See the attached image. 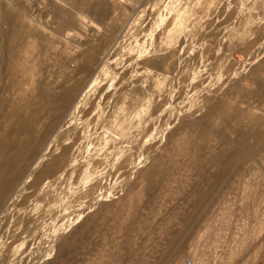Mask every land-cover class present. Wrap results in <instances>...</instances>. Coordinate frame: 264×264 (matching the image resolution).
I'll return each instance as SVG.
<instances>
[{
  "label": "rangeland",
  "instance_id": "1",
  "mask_svg": "<svg viewBox=\"0 0 264 264\" xmlns=\"http://www.w3.org/2000/svg\"><path fill=\"white\" fill-rule=\"evenodd\" d=\"M95 1L96 0H0V9H2L0 10V23L3 24V27L0 24V29H3L2 32L5 31V35L7 36V38L4 37L5 32L1 34L2 32L0 30V35L3 36V38L0 36V65L3 63L1 65L2 67L0 66V79L4 78L3 81L2 79L0 80V144L5 140L15 123L19 122L23 116H27L32 100L31 98L36 96L35 94L37 91L43 89L42 91L54 94L61 91V87L58 86L59 84L63 86L62 84L65 83L64 86H69L75 80H79V78L81 80V75L86 77L81 80L83 87L81 88L82 91L79 96L71 101L70 106L65 112H63L64 109H61L63 111H60L57 120L55 119L52 121L53 124L51 120L41 116L37 124L34 125V127H37L38 136H41L42 133L44 135L47 129L51 127L49 129L50 131L48 130L51 136L49 134V136L46 135V141L39 147L34 157L33 165L29 167L23 180L19 183L15 191L17 199L14 203L20 202V200L26 202L29 198V189L33 188L37 175L41 174L42 170L48 167L47 165L49 164L50 158L45 160L47 151L57 142L58 138L68 133L67 130H69L70 127H67L66 124L73 121H78L80 123L87 118L85 125V135L87 134L86 139L82 143L77 142L74 146V149L76 148L75 150L77 151L76 153H78L75 162L65 169L66 173H64L66 178L65 175H63L55 180L54 186H59L57 189L59 188L62 197H57L54 202L47 205L48 207L44 203H41L39 209L42 210V207H44L43 210L45 212L36 216L38 229L36 231V237L33 239L34 242L32 244L21 243L23 246L20 252H18L16 256L3 257L1 264H18L26 261L29 259L30 254L44 248L49 242L54 240L56 236L61 234L62 231L72 234L70 236L71 240L68 242L69 240L66 241L63 237H59L55 241L58 247L54 243V248L60 247L63 249L64 247L66 251L64 249L63 254H59L58 258L55 256L57 254H55L53 250L49 255L39 260L37 264H184V262L186 264H264V150L262 149L264 147V141L260 142L258 139V137H262L264 140V130L261 131L260 129L264 128V121H262L264 120V95H262L264 94V90L258 86L259 83L264 81V66L262 67V64L264 65V0H254V3L253 1L249 3L251 0H97L101 4L98 6H96L97 2ZM260 1H262L263 6L262 3L259 5ZM109 4L110 6H108ZM199 4L200 6L202 5L198 7L200 9L197 8ZM246 7L250 8L246 9ZM255 7L259 8L260 11L259 9L254 10ZM261 7L263 8L261 9ZM90 9L92 11H90ZM97 9L99 11H97ZM109 9L111 10L109 11ZM240 9H246L247 11L245 10L239 13V11H241ZM3 10L4 13H1ZM6 12L10 15L8 21L7 19L4 20V15L1 16L2 14H7ZM245 12H247V16ZM107 15H111L110 18L106 17ZM125 15L127 17H125ZM239 15L245 17L249 16L245 19L248 20H243L245 17H241L242 20L237 19ZM229 17L232 18L229 19ZM223 19L226 20L225 24H223ZM260 19L262 22H259ZM177 24L179 26L180 24H184V26H180L178 30ZM244 24H247L245 25L246 28L243 26ZM225 25L226 28H224ZM231 25L235 26L232 27ZM167 26L169 28H167ZM239 26L241 27L239 28ZM225 31L228 32L225 33ZM74 32L75 35L73 34ZM173 32L177 35L175 36ZM242 32L244 33V37L242 36ZM247 32H249V35L251 34L250 37L247 35ZM252 32L255 34L253 35ZM221 36H224V39ZM254 36L255 38H253ZM259 36L263 38L259 39ZM233 37H235V42ZM237 37H239L240 41H238L239 39ZM243 38H245V40ZM4 40L6 41V45H3ZM227 40L230 41L231 45ZM164 41L165 43L167 41V43L164 44ZM249 41H252L254 44L252 42L250 44ZM50 42H53L51 43V47H49ZM236 42L240 43V45H235ZM227 43L231 48L227 46ZM156 45H159V47ZM168 46L170 48H168ZM87 47L91 48L88 49ZM156 48L161 51H157ZM2 51H5L3 52L5 54H3ZM163 51L164 54H162ZM155 52L158 53L156 54ZM165 53H167V55ZM87 54L96 57V63L94 64L91 62V65L89 64L91 67L90 73L85 75L75 74V68L79 65L77 62L81 63L82 60L87 57ZM4 56L7 60L4 59ZM149 58L150 60L152 59V61L157 58L156 61L161 63H159V68H155V66L151 67ZM163 59L165 60L163 61ZM159 60H162L163 63ZM1 61L4 62L1 63ZM8 63L11 64L9 65ZM228 63L234 65H232L233 68L230 69L233 71L231 72L229 70L227 71L228 73H225L223 71L232 67ZM147 64H149V66ZM167 64L169 65L167 66ZM236 64L239 67H237ZM248 64H250V66L255 65L252 68L253 70H250L252 66L250 67ZM257 64H259V66L261 65L260 69ZM142 65H144L143 68ZM8 66H10V69ZM205 66H209L208 74L211 75H207L210 76L209 78L213 83L210 85L211 88H209L210 94L206 92L208 90H204L205 88L202 89V85L200 86V84L204 82L203 78L207 75H198V78L194 75L199 70H203L202 68ZM225 67L229 68L225 69ZM240 67L241 70L239 69ZM257 68L260 72H257ZM194 70L196 71L194 72ZM236 70H239V75H237L238 71ZM7 71L9 74L11 73L10 75L12 76H8L9 74L6 73ZM215 71L219 73L216 72V75ZM13 72L15 74H13ZM234 72L237 75V77L236 75L235 77L238 79L236 80L235 78L233 79L234 81L230 79L232 81L228 82V78L234 76ZM253 73L254 76L252 75ZM152 74L156 76V79H158L157 81ZM218 74L222 76L220 75V77ZM169 75L174 78L172 79ZM152 77L154 79H152ZM159 77L162 80H159ZM223 77H225L224 81ZM258 77L261 79L258 80ZM6 78L7 80H5ZM199 78L201 79V83H199ZM217 78H219L220 81ZM8 79L10 81H8ZM87 79L88 81H86ZM195 79L198 81L196 80L195 82ZM169 80L173 81L170 82ZM84 81L86 83H84ZM219 82L220 85L218 86ZM254 82H257V84ZM67 83L70 84L68 85ZM215 83L218 84L216 85ZM215 87L218 89L217 91H215ZM139 90H141L142 93ZM240 90L244 92L241 93ZM131 91H133V93L139 92L137 95L135 94L136 96L134 95V97ZM233 92H236V95ZM260 92L263 93L261 94ZM231 93H233V95ZM257 93L262 97L260 98L261 101ZM138 94L141 96L138 97ZM155 94L157 95L155 96ZM209 95L212 96V98ZM256 95L258 99L257 97L255 98ZM165 97L167 98V102ZM206 97L211 98V100H214L218 105H225L227 108L226 110L225 107H221L216 116L205 118V125L209 126L212 132H209L207 137L205 136L206 133L203 127H198L200 125H196L195 123L197 122L196 120L199 121L201 119L200 117L205 115L209 109V102H205ZM223 97H225V99H223ZM201 98L203 100H201ZM251 99L253 101L257 100L253 102ZM243 101H246V105ZM145 102L146 104H144ZM123 103L126 104V106L130 104V106L127 108ZM251 103L252 107H250ZM136 104L138 107H135ZM97 106L105 107L103 111L105 118H107L106 120L100 119L96 114L97 112L85 116V114L91 112L93 108ZM119 107H121V109ZM132 107L135 108L133 109ZM190 108L195 111L192 109L190 110ZM195 108L200 111L201 114ZM243 108H245V110ZM121 110L123 111L121 112ZM126 110L129 112L127 111L126 113ZM115 111L118 112L116 113ZM249 111L255 113L253 114ZM237 112L241 114V116L238 115ZM136 113H140L138 120V114L137 117H135ZM155 114L158 118H155ZM188 114L190 116H188ZM244 114L248 116H244ZM130 115L132 117H130ZM149 116L152 117L148 118ZM195 116L198 119H196ZM254 117L256 119H254ZM231 118L234 119L232 120ZM190 119L191 121L193 119L192 122L190 121L191 123L188 122ZM134 120L137 121V123ZM149 120H151V122ZM256 120L258 122L254 124L256 122L253 123V121ZM131 121H133V123ZM118 122H120L121 125ZM245 122L247 125H245ZM187 124L190 127H188ZM51 125L54 126L52 127ZM124 125L126 127H124ZM43 126L45 129H43ZM45 126L48 128L46 129ZM121 126L124 128L123 130ZM137 127L138 131H136ZM176 127L178 128L177 130H175ZM103 128L106 129L107 132H105L106 130ZM246 128L249 129V132L244 130ZM255 129L257 131V136L254 135L256 131L253 130ZM169 130H173L175 134L171 131L172 134ZM40 131H42V133H40ZM236 131H239L240 134L236 133ZM217 134L223 135L222 138ZM116 136L118 138H116ZM216 136L218 137L216 138ZM245 137H249L248 140L247 138L245 140ZM225 138H227L229 140L228 142L231 144H226L227 140ZM239 138L242 139L241 141L246 142L241 144ZM223 139L225 140V144L221 143ZM64 141H66V144L69 143L68 138H63L62 142ZM252 142L254 145L251 144ZM111 143H114L115 146L113 144V146L109 147L112 145ZM247 143L249 144L247 145ZM260 145L262 147H260ZM258 146L260 147L259 149L257 148ZM112 147H114L116 151H111ZM140 147H142L141 150ZM223 147L224 149H221ZM154 148L157 149L154 150ZM256 148L258 150H256ZM260 149H262V151H260ZM255 150L256 153L254 152ZM57 151L55 152L56 155L60 154V151ZM218 151L221 152L218 153L219 156L215 154ZM83 155L85 158H83ZM44 161L45 163H43ZM136 162L137 164H135ZM231 162L236 165L231 164L232 167L230 168L227 165ZM211 163L212 165H210ZM257 164L261 165L262 168L260 166H258L260 167L259 169L256 168ZM236 166L238 168H234ZM253 167L256 169H253ZM73 168L75 169L73 170ZM84 169V173L80 172ZM149 174H151L150 177H148ZM229 176H231V178H229ZM123 178L128 181L124 183V180L121 181ZM203 180L204 182L206 180L205 184ZM224 180L228 181H225L227 184ZM60 182L62 183L60 184ZM210 182L212 184H210ZM120 183H123V185H120ZM114 187H117V190ZM205 189L208 190L206 191ZM202 191H206V194H208L207 197L205 195L202 201L203 204L202 202L200 203V207L199 205L197 206V200L195 199L198 197L196 192L204 194ZM214 196H217L216 200H214ZM208 202L212 204V206L211 204L208 206L209 212L207 209ZM194 203L199 210L194 208ZM11 206L10 196L6 203L5 210L3 211V215L0 218L1 222L12 212L10 211ZM195 210H197V212ZM191 211L195 212V216L192 215L193 213L190 214ZM78 216L82 217L75 223V228V224L73 223ZM91 220L94 222L91 223ZM88 225L90 226L88 227ZM192 225L193 227H191ZM244 226L247 228L245 229ZM20 227L21 224L13 227L12 233L18 234L17 232H20ZM189 228L194 231H191ZM83 232L84 234H82ZM185 233H187L188 237L191 234L190 238H186V236H184L186 235ZM77 235L78 240H76ZM182 235L184 237H182ZM83 236L87 237V239H84L85 237L83 238ZM174 238H180V240H175ZM169 240H172V242ZM255 246L256 248H254ZM75 247L78 248L76 249ZM125 251H127L126 254ZM231 253H234V255L232 256ZM64 255L66 256L64 257ZM172 256H175L174 259H171L173 258Z\"/></svg>",
  "mask_w": 264,
  "mask_h": 264
},
{
  "label": "bare ground",
  "instance_id": "2",
  "mask_svg": "<svg viewBox=\"0 0 264 264\" xmlns=\"http://www.w3.org/2000/svg\"><path fill=\"white\" fill-rule=\"evenodd\" d=\"M204 1V0H203ZM203 1H200V2H203ZM206 1H208V0H206ZM205 1V2H206ZM245 1V0H244ZM249 1V0H248ZM253 1V3H254V0H251V1H249V3H251ZM263 1V0H262ZM262 1H260L259 2V5H260V3H262ZM94 2V1H93ZM95 2H97L96 3V6H98V5H101L100 4V2L99 1H95ZM243 2V1H242ZM257 2V1H256ZM92 3V2H91ZM207 3V2H206ZM245 3V2H244ZM248 3V4H249ZM258 4V3H257ZM204 5V4H203ZM255 5V4H254ZM258 5V6H259ZM104 6V5H103ZM108 6H110V4L108 5ZM200 6V4L197 6V8ZM202 6V5H201ZM200 6V7H201ZM249 6V5H248ZM262 6H263V3H262ZM91 7V6H90ZM90 7H88V8H90ZM99 7H101V6H99ZM105 7V6H104ZM243 7H245V6H243ZM242 7V8H243ZM252 7V6H251ZM254 7V6H253ZM103 8V7H102ZM101 8V9H102ZM107 8V7H106ZM109 8V7H108ZM113 8V7H112ZM191 8V7H190ZM241 8V7H240ZM247 8H250V7H246V9ZM263 7H261V9H262ZM95 9V8H94ZM93 9V10H94ZM100 9V8H99ZM114 9V8H113ZM187 9V8H186ZM198 9H200V8H198ZM246 9H243V10H241V11H239V13L240 12H243V11H245ZM255 9H259V8H254V10ZM0 10H2V9H0ZM111 9H109V11H110ZM191 10V9H190ZM197 10V9H196ZM90 11H92L91 9H90ZM97 11H99L98 9H97ZM103 11V10H102ZM116 11V10H115ZM184 11V10H183ZM193 11V10H192ZM247 11V10H246ZM249 11H251V10H249ZM257 11V10H256ZM259 11H260V9H259ZM262 11V10H261ZM107 12V11H106ZM193 12H195V11H193ZM192 12V13H193ZM236 12V11H235ZM255 12V11H254ZM1 13H4V10L3 11H1ZM7 13V12H6ZM119 13V12H118ZM186 13H187V10H186ZM197 13V12H196ZM239 13H237V14H239ZM249 13V12H248ZM251 13V12H250ZM257 13V12H256ZM99 14V13H98ZM106 14H108V13H106ZM114 14V13H113ZM117 14V13H116ZM195 14V13H194ZM234 14V13H233ZM242 14V13H241ZM244 14V13H243ZM5 16V17H3L4 18V20L5 19H7V21L9 20V14L7 13V14H2L1 16ZM91 15H92V13H91ZM120 15V14H119ZM133 15V14H132ZM190 15V14H189ZM192 15V14H191ZM245 15L247 16V12H245ZM248 15H251V14H248ZM261 15V14H260ZM111 16V15H110ZM110 16H106V17H109L110 18ZM116 16V15H115ZM118 16V15H117ZM175 16V15H174ZM232 16V15H231ZM234 16H235V14H234ZM255 16V15H254ZM72 17V16H71ZM112 17H113V15H112ZM111 17V18H112ZM120 17V16H119ZM118 17V18H119ZM125 17H127L126 15H125ZM228 17V16H227ZM237 17V16H236ZM241 17H245V16H240L239 15V17L237 18V19H241ZM249 17V16H248ZM248 17H245L243 20H245L246 18H248ZM2 18V19H3ZM66 18V17H65ZM123 18H124V16H123ZM128 18H129V16H128ZM143 18V17H142ZM141 18V19H142ZM190 18H191V16H190ZM232 18V17H231ZM230 17H229V19H231ZM254 18V17H253ZM99 19V18H98ZM116 19V18H115ZM122 19V18H121ZM125 19V18H124ZM130 19V18H129ZM128 19V20H129ZM141 19H139V20H141ZM146 19V18H145ZM145 19H144V21H145ZM185 19V18H184ZM187 19V18H186ZM188 19H189V17H188ZM226 19V18H225ZM256 19V18H255ZM257 19H258V17H257ZM256 19V20H257ZM1 20V19H0ZM105 20V19H104ZM111 20V19H110ZM109 20V21H110ZM117 20V19H116ZM115 20V21H116ZM127 20V19H126ZM224 20V19H223ZM233 20H234V18H233ZM242 20V19H241ZM248 20V19H247ZM247 20H245V21H247ZM95 21V20H94ZM109 21H107V22H109ZM187 21H189V20H187ZM191 21V20H190ZM225 21L226 20H224V23L223 24H225ZM229 21H231V20H229ZM244 21V22H245ZM249 21H250V19H249ZM262 22V20L260 19L259 20V22ZM1 22V21H0ZM6 22V21H5ZM60 22H61V19H60ZM117 22H119V21H117ZM131 22V21H130ZM140 22V21H139ZM234 22V21H233ZM235 22H236V20H235ZM243 22V23H244ZM252 22V21H251ZM254 22V21H253ZM258 22V21H257ZM4 23V22H3ZM77 23V22H76ZM138 23V22H137ZM136 23V24H137ZM142 23V22H141ZM182 23V22H181ZM249 23V22H248ZM256 23V22H255ZM1 24V26L3 25L2 23H0ZM66 24V23H65ZM79 24H81V23H79ZM135 24V25H136ZM139 24V23H138ZM143 24V23H142ZM226 24H228V23H226ZM230 24H231V22H230ZM235 24V23H234ZM237 24V23H236ZM242 24V23H241ZM262 24V23H261ZM54 25V24H53ZM167 25V24H166ZM170 25V24H169ZM183 26H184V24H182ZM181 24H180V26H182ZM245 25H247V24H244L243 26H245ZM252 25V24H251ZM251 25H249V26H251ZM259 25H260V23H259ZM258 25V26H259ZM0 26V27H1ZM83 26V25H82ZM113 26V25H112ZM111 26V27H112ZM119 26V25H118ZM140 26V25H139ZM177 28H178V30H179V25L177 24ZM232 27L233 26H235V25H231ZM249 26H247V27H249ZM3 27V26H2ZM69 27H70V25H69ZM79 27V26H78ZM77 27V28H78ZM81 27V26H80ZM134 27V26H133ZM228 27H230V26H228ZM227 27V28H228ZM238 27V26H237ZM241 26H239V28H240ZM252 27L254 28V26L252 25ZM113 28V27H112ZM117 28V27H116ZM167 28H169L168 26H167ZM224 28H226V25H225V27ZM236 28V27H235ZM234 28V29H235ZM245 28H246V26H245ZM256 28V27H255ZM258 28V27H257ZM120 29V28H119ZM135 29V28H134ZM136 29H137V27H136ZM164 29L166 30V28L164 27ZM174 29V28H173ZM229 29V28H228ZM249 29H251V28H249ZM1 30V29H0ZM3 30V29H2ZM2 30H1V32H2ZM108 30V29H107ZM115 30H118V29H115ZM226 30V29H225ZM232 30H233V28H232ZM239 30V29H238ZM241 30V29H240ZM242 30H244V29H242ZM253 30H255V29H253ZM76 31V30H75ZM113 31V30H112ZM137 31V30H136ZM171 31H174V30H171ZM246 31H249V30H246ZM5 32V31H4ZM4 32H2L1 34H3ZM82 32V31H81ZM170 32V31H169ZM224 32V31H223ZM223 32H221V33H223ZM228 32V31H227ZM226 31H225V33H227ZM250 32H251V30H250ZM255 32V31H254ZM259 32H261V31H259ZM67 33V32H66ZM174 33V32H173ZM173 33H171V34H173ZM233 33H234V30H233ZM243 33V32H242ZM248 34L247 35H249V32H247ZM6 34V32L4 33V35ZM74 35H75V32L73 33ZM158 34H159V32H158ZM175 34V36L177 35L176 33H174ZM181 34V33H180ZM236 34H237V32H236ZM252 34H253V32H252ZM255 34V33H254ZM253 34V35H254ZM258 34V33H257ZM260 34V33H259ZM7 35H8V33H7ZM131 35V34H130ZM221 35V34H220ZM226 35V34H225ZM251 35V34H250ZM250 35H249V37H250ZM252 35V36H253ZM0 36H2V35H0ZM80 36V35H79ZM179 36V35H178ZM177 36V37H178ZM229 36H230V34H229ZM233 36V35H232ZM238 36H240V35H238ZM243 37H244V33H243V35H242ZM242 36H241V38H242ZM252 36H251V38H252ZM4 37H6L7 38V36L5 35ZM158 37V36H157ZM222 37V36H221ZM221 37H218V38H221ZM226 37V36H225ZM236 37V36H235ZM235 37H233V39H234V42H235ZM260 37V36H259ZM2 38H3V36H2ZM129 38V37H128ZM134 38V37H133ZM161 38V37H160ZM172 38V37H171ZM176 38V37H175ZM175 38H173V39H175ZM223 39H224V36L222 37ZM238 39H239V37H237ZM253 38H255V36L253 37ZM263 38V37H262ZM261 37L259 38V39H262ZM9 39V38H8ZM80 39V38H79ZM93 39V38H92ZM130 39V38H129ZM164 39V38H163ZM172 39V40H173ZM179 39V38H178ZM232 39V38H231ZM237 39V40H238ZM244 40H245V38H243ZM242 39V40H243ZM246 39H250V38H246ZM3 40V39H2ZM7 40V39H6ZM91 40V39H90ZM225 40H226V38H225ZM230 40V39H229ZM229 40H227V41H229ZM250 40H252V39H250ZM0 41H1V39H0ZM5 41V40H4ZM3 41V45H6L5 43H6V41L4 42ZM10 41V40H9ZM93 41V40H92ZM91 41V42H92ZM156 41V40H155ZM238 41H240V39L238 40ZM254 41V40H253ZM56 42V41H55ZM156 42H158V41H156ZM175 42V41H174ZM221 42V41H220ZM250 42V41H249ZM252 42V41H251ZM251 42H250V44H251ZM51 43H53V42H50V46L49 47H51ZM166 43H167V41H166ZM165 43V41H164V44H166ZM172 43V42H171ZM170 43V44H171ZM176 43V42H175ZM226 43V42H225ZM233 43V42H232ZM253 43V42H252ZM90 44V43H89ZM163 44V45H164ZM222 44V43H221ZM228 44V43H227ZM226 44V45H227ZM229 44L231 45V43H230V41H229ZM229 44L227 45V46H229ZM237 44H239L240 45V43H238V42H236V44L235 45H237ZM254 44V43H253ZM252 44V45H253ZM1 45V44H0ZM92 45V44H91ZM233 45V44H232ZM247 45V44H246ZM74 46H76V45H74ZM90 46V45H89ZM157 47H159V45H156ZM166 46V45H165ZM174 46V45H173ZM219 46V45H218ZM234 46V45H233ZM238 46V45H237ZM249 46H251V45H249ZM2 47V46H1ZM48 47V48H49ZM86 47V46H85ZM160 47H161V45H160ZM171 47H172V45H171ZM223 47H224V44H223ZM230 47V46H229ZM228 47V48H229ZM84 48V47H83ZM82 48V49H83ZM88 48V47H87ZM91 48V47H90ZM90 48H88V49H90ZM168 48H170L169 46H168ZM218 48V47H217ZM219 48H220V46H219ZM231 48V47H230ZM235 48H236V46H235ZM242 48V47H241ZM249 48V47H248ZM252 48V47H251ZM2 49V48H1ZM100 49H101V46H100ZM162 49H166V48H162ZM253 49H254V46H253ZM252 49V50H253ZM156 50L158 51H161L160 49H157L156 48ZM167 50H169V49H167ZM251 50V51H252ZM44 51H46V50H44ZM52 51V50H51ZM81 51V50H80ZM87 51V50H86ZM249 51V50H248ZM3 52H5V51H2V53ZM7 52V51H6ZM176 52V51H175ZM1 53V52H0ZM55 53V52H54ZM80 53H82V52H80ZM84 53V52H83ZM89 53V52H88ZM156 53V52H155ZM158 53V52H157ZM156 53V54H157ZM162 53V52H161ZM207 53V52H206ZM210 53V52H209ZM249 53V52H248ZM255 53V52H254ZM3 54H5V53H3ZM85 54H86V52H85ZM84 54V55H85ZM95 54H97V53H95ZM162 54H164V51H163V53ZM166 55H167V53H165ZM43 55H45V54H43ZM83 55V54H82ZM165 55V56H166ZM171 55H172V53H171ZM178 55V54H177ZM252 55V54H251ZM2 56V55H1ZM87 57H85L83 60H82V62L80 63V62H77V63H79V65H77V67L75 68V71L76 72H74L75 74H89L90 73V71H91V67H90V63L92 62V63H96V60H95V56H93V55H91V54H87L86 55ZM158 56H160V55H158ZM162 56V55H161ZM250 56V55H249ZM5 57V56H4ZM9 57H10V55H9ZM83 57V56H82ZM157 57V56H156ZM171 57V56H170ZM173 57H175V56H173ZM201 57V56H200ZM263 57H264V54H263ZM151 58V57H150ZM150 58H149V60H150ZM152 58H153V56H152ZM158 58V57H157ZM156 58V59H157ZM160 58V57H159ZM176 58V57H175ZM252 58V57H251ZM4 59H6V57L4 58ZM10 59V58H9ZM79 59H81V58H79ZM156 59L154 60L153 59V61H152V59L150 60V62H151V64H150V66L152 67H154L155 66V68H159V66H160V64L156 61ZM161 59V58H160ZM170 59H172V58H170ZM170 59H169V61H170ZM199 59H202V58H199ZM264 59V58H263ZM2 60V59H1ZM7 60V59H6ZM5 60V61H6ZM45 60V59H44ZM165 59H163V61H164ZM262 60V59H261ZM62 61V60H61ZM146 61V60H145ZM159 61H161L162 62V60H159ZM168 61V60H167ZM264 61V60H263ZM2 62H4V61H1V63ZM8 62H9V60H8ZM143 62V61H142ZM200 62V61H199ZM260 62V61H259ZM144 63V62H143ZM146 63V62H145ZM163 63V62H162ZM165 63V62H164ZM170 63V62H169ZM230 63V62H229ZM228 63V64H229ZM263 63V62H262ZM3 64V63H2ZM1 64V65H2ZM7 64V63H6ZM9 65L11 64V63H8ZM90 64V65H89ZM142 64V63H141ZM166 64V63H165ZM198 64V63H197ZM261 64V63H260ZM0 65V66H1ZM31 65V64H30ZM148 66H149V64H147ZM147 65H145V66H147ZM169 64H167V66H168ZM229 65H233L232 63L231 64H229ZM247 65V64H246ZM249 66H250V64H248ZM255 65H256V63H255ZM255 65H253V66H255ZM258 66H259V64H257ZM33 66V65H32ZM162 66H163V64H162ZM219 66H221V65H219ZM225 66V65H224ZM234 66V65H233ZM233 66L231 67V68H229V67H225V69L226 68H229V69H226V71H223V72H227V71H229L230 69H232L233 68ZM236 66H237V64H236ZM252 66V65H251ZM250 66V67H251ZM253 66L250 68V70H253L252 68H253ZM264 65L262 64V67H263ZM2 67V66H1ZM0 67V68H1ZM9 67V69H10V66H8ZM144 67V65H142V68ZM150 67V68H151ZM211 67H213V66H211ZM210 67V68H211ZM216 67H217V65H216ZM222 67H223V65H222ZM237 67H239V66H237ZM236 67V68H237ZM246 67H248V66H246ZM260 67H261V65L259 66V69H260ZM13 68V67H12ZM45 68V67H44ZM162 68V67H161ZM171 68V67H170ZM195 68H197V67H195ZM218 69H219V67H217ZM255 68V67H254ZM6 69V68H5ZM9 69H8V71H9ZM14 69V68H13ZM145 69H146V67H145ZM144 69V70H145ZM148 69V68H147ZM163 69V68H162ZM166 69H168V68H166ZM203 70H197L198 72H196L194 75H195V77L196 78H198L200 75H207L208 74V70H209V66H205L204 68H202ZM238 69V68H237ZM240 70H241V67L239 68ZM247 69V68H246ZM258 69V68H257ZM259 69L257 70V72L259 71ZM1 70V69H0ZM2 70H3V68H2ZM12 70V69H11ZM155 70V69H154ZM160 70V69H159ZM210 70H213V69H210ZM243 70V69H242ZM245 70V69H244ZM255 70H256V68H255ZM254 70V71H255ZM6 72V73H8L9 74V72ZM13 71V70H12ZM35 71V70H34ZM33 71V72H34ZM44 71V70H43ZM52 71V70H51ZM196 70H194V72H195ZM231 72L233 71V70H230ZM235 71V70H234ZM236 71H238V73H237V75H239V70H236ZM253 71V72H254ZM261 71H262V69H261ZM2 72V71H1ZM156 72H158V71H156ZM159 72H162V71H159ZM169 72V71H168ZM216 72H218V71H215V74H216ZM222 72V71H221ZM220 72V73H221ZM230 72V73H231ZM250 72H252V71H250ZM260 72V71H259ZM154 73V72H153ZM190 73H192V72H190ZM219 73V72H218ZM228 73V72H227ZM235 73V72H234ZM241 73H244V72H241ZM246 73V72H245ZM7 74V75H8ZM11 74V73H10ZM8 75V76H12V75ZM13 74H15L14 72H13ZM74 74V75H75ZM155 74V73H154ZM154 74H152V75H154ZM222 74V73H221ZM220 74V75H221ZM50 75V74H49ZM199 75V76H198ZM208 75H211V74H208ZM206 76V77H204L203 78V83L202 84H200V86L202 85V89H204V90H208V91H206V92H208V94H210V92H209V88H211L210 87V85L211 84H213L212 82H211V80H210V76ZM217 75V74H216ZM219 75V74H218ZM219 75V76H220ZM223 75V74H222ZM221 75V76H222ZM226 75V74H225ZM224 75V76H225ZM230 75V74H229ZM235 75H236V73L234 74V76H230V78H228L229 79V81L228 80H226V81H228V82H230V81H232L233 79H235L236 77H237V75H236V77H235ZM253 76H254V73L252 74ZM15 76V75H14ZM73 76V75H72ZM168 76V75H167ZM170 77H172L171 75H169ZM220 76V77H221ZM228 76V75H227ZM248 76V75H247ZM1 77H2V75H1ZM42 77V76H41ZM75 77V76H74ZM79 77V76H78ZM82 79H85L86 77H84V76H80ZM84 77V78H83ZM217 77V76H216ZM246 77V76H245ZM69 78H71V77H69ZM154 78L156 79V76L154 75ZM153 77H152V79H154ZM174 77H172V79H173ZM212 78V77H211ZM214 78V77H213ZM224 78L225 77H223V81H224ZM253 78V77H252ZM255 78V77H254ZM257 78V77H256ZM2 79V78H1ZM0 79V80H1ZM4 79V78H3ZM3 79H2V81H3ZM11 79V78H10ZM14 79V78H13ZM59 79V78H58ZM78 79V78H77ZM81 79V80H82ZM215 79V78H214ZM219 81H220V79L219 78H217ZM230 79H232V80H230ZM238 78H236V80H237ZM261 79V78H260ZM259 79V77H258V80H260ZM262 79H263V77H262ZM5 80H7V78L5 79ZM43 80V79H42ZM80 80V78H79V80H75L74 82H72V79H71V84L70 83H67L69 86H64V84H62L63 86H61L60 84L58 85V86H60L61 87V91H59V92H56V93H54V94H51V93H48V92H45V91H37V93L35 94L36 96H34L33 98H31L32 100H31V103H30V106H29V109H28V111H29V113L27 114V116H23L22 118H21V120L19 121V122H17V123H15V125H14V127L11 129V131H10V133L7 135V137L5 138V140L3 141V142H1V144H0V151H1V156H0V218L2 217V215H3V211L5 210V207H6V203H7V201H8V199H9V197L11 196V208H10V211H12L10 214H8L7 215V217L1 222L0 221V264H1V260L3 259V257L4 258H6L7 256H16L17 254H18V252H20V250H21V248H22V244L21 243H29V244H32L33 242H34V240L33 239H35V237H36V231H37V229H38V222H37V220H36V216H38L39 214H42L43 212H45L43 209H44V207H42V210H40L39 209V206L41 205V203H44L46 206L47 205H49L51 202H54L55 201V199L57 198V197H62V195H61V192L59 191V188L57 189V187H59V186H54L55 185V180L57 179V178H60V176H63V175H65V169L66 168H68V167H70L74 162H75V158L78 156V153H76L77 151L74 149V146L76 145V143L78 142V143H82V142H84V140L86 139V135H85V128H86V121H87V118H86V120H84V121H81L80 123L78 122V121H73V122H71V123H67L66 124V126L67 127H70L69 128V130H67V132L68 133H70V134H68V133H65L63 136H61V138H58V140H57V142L53 145V146H51L50 148H49V150L47 151V153H46V158H45V160L47 159V158H50V161H49V164L47 165L48 167L47 168H45L44 170H42V172H41V174H39V175H37V178H36V180H35V183H34V186H33V188H30L29 189V192H28V196H29V198L27 199V201L26 202H22V200H20V202H15L14 203V201H16V199H17V197H16V189H17V187H18V185H19V183L23 180V178H24V176H25V174L27 173V170L29 169V167L30 166H32L33 165V161H34V157H35V155L37 154V151H38V149H39V147L46 141L45 139H46V135H48L49 134V129L51 128V127H49V123L47 124V126L49 127V129H47L48 127L47 126H45L46 127V129H47V131L44 133V135H43V133H42V131H40V133H42V135L41 136H38L39 134H38V131H37V127H34V125L35 124H37V121L39 120V118L42 116V117H44V118H48L49 120H51V122L52 121H54L55 119L57 120L58 118H57V116L58 115H60L59 113H60V111H63V110H61V109H64V111L63 112H65L67 109H68V107L70 106V104H71V101H73L74 99H76L78 96H79V94H80V92L82 91V87H83V85H82V81ZM158 79H156V81H157ZM159 80H162V79H160V77H159ZM164 80V79H163ZM187 80V79H186ZM196 80L197 79H195V82H196ZM200 78H199V83H201L200 82ZM8 81H10L9 79H8ZM86 81H88V79L86 80ZM155 81V82H156ZM170 81V80H169ZM173 81V80H172ZM172 81H170V82H172ZM198 81V80H197ZM216 81V80H215ZM222 81V82H223ZM234 81V80H233ZM263 81V80H262ZM5 82V81H4ZM7 82V81H6ZM44 82V81H43ZM69 82V81H68ZM145 82V81H144ZM227 82V83H228ZM260 82V81H259ZM84 83H86L85 81H84ZM148 83V82H147ZM198 83V82H197ZM226 83V82H225ZM254 83H256L257 84V82H254ZM40 84V83H39ZM129 84H132V83H129ZM216 85L218 84V83H215ZM223 84V83H222ZM221 84V85H222ZM8 85V84H7ZM86 85V84H85ZM134 85V84H133ZM136 85V84H135ZM147 85V84H146ZM146 85H144V86H146ZM216 85H214V86H216ZM220 85V82H219V84H218V86ZM128 86V85H127ZM137 86H139V85H137ZM141 86H143V85H141ZM149 86V85H148ZM171 86V85H170ZM181 86V85H180ZM259 88H261L262 90H264V81L263 82H261V83H259ZM1 87V86H0ZM133 87V86H132ZM136 87V86H135ZM165 87V86H164ZM127 88V87H126ZM148 88V87H147ZM169 88H171V87H169ZM219 88V87H218ZM258 88V87H257ZM40 89V88H39ZM53 89H54V87H53ZM140 89V88H139ZM164 89V88H163ZM173 89H174V87H173ZM215 89H216V87H215ZM59 90H60V88H59ZM134 90H135V88H134ZM138 90V89H137ZM148 90V89H147ZM150 90V89H149ZM161 90V89H160ZM218 89H216L215 91H217ZM220 90V89H219ZM260 90V89H259ZM58 91V90H57ZM140 92H141V90H139ZM138 91V92H139ZM143 91V90H142ZM214 91V90H213ZM241 91V90H240ZM255 91H257V90H255ZM255 91H252V92H255ZM55 92V91H54ZM120 92V91H119ZM121 92H123V91H121ZM127 92V91H126ZM129 92V91H128ZM137 92V93H138ZM149 92V91H148ZM244 92V91H243ZM242 91H241V93H243ZM258 92V91H257ZM125 93V92H124ZM131 93H133V91H131ZM137 93L136 92H134L133 93V96L136 94L137 95ZM142 93V92H141ZM141 93H139V94H141ZM213 93H215V92H213ZM217 93V92H216ZM234 93V92H233ZM233 93H231L232 95H233ZM236 93V92H235ZM234 93V94H235ZM240 93V92H239ZM247 93H249V92H247ZM259 93V92H258ZM257 93V94H258ZM261 93V92H260ZM263 93V92H262ZM261 93V94H262ZM138 94V97L139 96H141V95H139ZM158 94V93H157ZM157 94H155V96L157 95ZM174 94V93H173ZM230 94V95H231ZM238 94V93H237ZM251 94V93H250ZM256 94V93H255ZM2 95V94H1ZM135 95V96H136ZM152 95V94H151ZM163 95V94H162ZM162 95H161V98H162ZM213 95V94H212ZM218 95V94H217ZM236 95V94H235ZM253 95H254V93H253ZM262 95H264V94H262ZM134 96V97H135ZM170 96V95H169ZM173 96V95H172ZM210 96V95H209ZM208 96V97H209ZM214 96V95H213ZM247 96V95H246ZM245 96V97H246ZM137 97V98H138ZM146 97V96H145ZM205 97V96H204ZM211 98H212V96H210ZM228 97V96H227ZM226 97V98H227ZM232 97V96H231ZM230 97V98H231ZM238 97H239V94H238ZM242 97V96H241ZM257 97V95L255 96V98ZM258 97H259V100H260V98H262V97H260L259 96V94H258ZM258 97H257V99H258ZM2 98V97H1ZM117 98V97H116ZM159 98H160V96H159ZM166 98V97H165ZM211 98H205L206 100H205V102L207 103V101L209 102L208 104V106H209V109L207 110V113L205 114V115H203L202 117H200L201 119L198 121V120H196L197 122H195L196 123V125H200V126H198V127H203V130L205 131V136L207 137L208 135H209V132H211L210 131V127L209 126H207V125H205L206 123H205V118L206 117H214V116H216V114H217V112L221 109V107H225V105H218V104H216L215 103V101L214 100H211ZM215 98V97H214ZM217 98V97H216ZM229 98V97H228ZM234 98V97H233ZM247 98H249V97H247ZM247 98H245V99H247ZM255 98H252V99H255ZM264 98V97H263ZM149 99H150V94H149ZM223 99H225V97H223ZM240 99V98H239ZM251 99V101H253ZM256 99V100H257ZM129 100H130V98H129ZM155 100V99H154ZM164 100V99H163ZM201 100H203L202 98H201ZM210 100H211V102H210ZM230 100V99H229ZM234 100H236V99H234ZM237 100H238V98H237ZM241 100V99H240ZM239 100V101H240ZM256 100H254L255 102H256ZM125 101V100H124ZM138 101V100H137ZM159 101V100H158ZM231 101H233V100H231ZM248 101V100H247ZM253 101V102H254ZM261 101V100H260ZM127 102H128V99H127ZM130 102V101H129ZM140 102V101H139ZM156 102H157V99H156ZM166 102H167V98H166ZM205 102H204V105H205ZM244 102V101H243ZM246 102V101H245ZM245 102H244V104H245ZM3 103V102H2ZM119 103V102H118ZM131 103V102H130ZM133 103V102H132ZM149 103V102H148ZM152 103V102H151ZM230 103V102H229ZM124 104V103H123ZM129 104V103H128ZM139 104H141V103H139ZM144 104H146V102L144 103ZM198 104V103H197ZM199 104H200V102H199ZM227 104V103H226ZM248 104H249V102H248ZM258 104H259V102H258ZM120 105V104H119ZM125 106H126V104H124ZM152 105H153V103H152ZM202 105H203V103H202ZM207 105V104H206ZM232 105H233V103H232ZM236 105H238V104H236ZM246 105V104H245ZM251 105V106H250ZM249 106L250 107H252V103L250 104ZM260 105V104H259ZM258 105V106H259ZM72 106V105H71ZM109 106V105H108ZM107 106V107H108ZM129 106H130V104H129ZM129 106H126L127 108L129 107ZM142 106V105H141ZM168 106V105H167ZM192 106V105H191ZM198 106V105H197ZM235 106V105H234ZM242 106H244V105H242ZM126 107H125V109H126ZM135 107H138L137 106V104L135 105ZM134 107V108H135ZM203 107V106H202ZM201 107V108H202ZM250 107H249V109H250ZM256 107V106H255ZM105 107H101V106H97V107H95V108H93V110L91 111V112H89V113H87V114H85V116H87V115H89V114H94V113H96L97 114V116L100 118V119H104V120H106L107 118H105V115H104V111H103V109H104ZM120 109H121V107H119ZM122 108H124V107H122ZM133 108V107H132ZM133 108V109H134ZM140 108V107H139ZM168 108V107H167ZM166 108V109H167ZM198 108V107H197ZM204 108V107H203ZM202 108V109H203ZM107 109V108H106ZM106 109H105V111H106ZM111 109V108H110ZM130 109V108H129ZM144 109H145V107H144ZM161 109V108H160ZM192 108H190V110H191ZM196 109V108H195ZM225 109L227 110V108L225 107ZM231 109H232V107H231ZM236 109V108H235ZM239 109V108H238ZM237 109V110H238ZM244 110H245V108H243ZM140 110V109H139ZM163 110V109H162ZM165 110V109H164ZM192 110H194V109H192ZM197 110V109H196ZM233 110V109H232ZM240 110V109H239ZM257 110V109H256ZM260 110H261V108H260ZM123 110H121V112H122ZM127 111L128 110H126V113H127ZM140 111H142V110H140ZM166 111V110H165ZM195 111V110H194ZM198 111V110H197ZM203 111V110H202ZM231 111V110H230ZM241 111V110H240ZM254 111V110H253ZM110 112V111H109ZM116 112V111H115ZM118 112V111H117ZM116 112V113H117ZM129 112V111H128ZM144 112V111H143ZM156 112V111H155ZM160 112V111H159ZM162 112V111H161ZM200 114H201V112L200 111H198ZM234 112V111H233ZM245 112V111H244ZM249 112H251V113H253L252 111H249ZM119 113H120V110H119ZM125 113V114H126ZM132 113V112H131ZM158 113V112H157ZM163 113V112H162ZM203 113V112H202ZM204 113H205V111H204ZM203 113V114H204ZM241 113V112H240ZM255 113V112H254ZM253 113V114H254ZM62 114V113H61ZM123 114H124V112H123ZM123 114H121V115H123ZM137 114L138 113H136V116L135 117H137ZM140 114V113H139ZM139 114H138V118H137V120L139 119ZM144 114V113H143ZM152 114H154V113H152ZM151 114V115H152ZM190 114V113H189ZM188 114V116H190ZM198 114V113H197ZM196 114V115H197ZM219 114H220V112H219ZM231 114V113H230ZM236 114V113H235ZM237 114H238V112H237ZM248 114V113H247ZM63 115V114H62ZM156 115V114H155ZM184 115H185V113H184ZM193 115V114H192ZM238 115H240L241 116V114H238ZM246 114H244V116H245ZM252 115V114H251ZM95 116V115H94ZM154 116V115H153ZM187 116V117H188ZM201 116V115H200ZM231 116H232V114H231ZM236 116V115H235ZM246 116H248V115H246ZM253 116H255V115H253ZM257 116V115H256ZM260 116V115H259ZM263 116V115H262ZM261 116V117H262ZM121 117V116H120ZM123 117H125V116H123ZM129 117V116H128ZM130 117H132L131 115H130ZM134 117V116H133ZM141 117V116H140ZM152 117V116H151ZM150 116L148 117V118H151ZM158 118V116L156 115L155 116V118ZM186 117V118H187ZM192 117V116H191ZM190 117V118H191ZM198 117H199V114H198ZM233 117V116H232ZM239 117V116H238ZM110 118V117H109ZM126 118V117H125ZM148 118H147V120H148ZM185 118V119H186ZM194 118V117H193ZM195 118H196V116H195ZM246 118V117H245ZM253 118V117H252ZM258 118H260V117H258ZM257 118V119H258ZM47 119V120H48ZM120 119V118H119ZM123 119V118H122ZM134 119V118H133ZM185 119H184V121H185ZM196 119H198V118H196ZM223 119V118H222ZM232 119V118H231ZM234 119V118H233ZM232 119V120H233ZM244 119V118H243ZM254 119H256L255 117H254ZM253 119V120H254ZM264 119V118H263ZM48 120V121H49ZM91 120V119H90ZM124 120V119H123ZM122 120V121H123ZM238 120H240V119H238ZM92 121V120H91ZM135 121V120H134ZM145 121H146V119H145ZM150 122H151V120H149ZM191 121V119L188 121L189 123H191L192 121H193V119H192V121ZM247 121H248V119H247ZM262 121H264V120H262ZM262 121L260 120V122L262 123ZM45 122H47V121H45ZM125 122V121H124ZM128 122V121H127ZM132 123H133V121H131ZM136 123H137V121H135ZM134 122V123H135ZM147 122V121H146ZM150 122H149V124H150ZM187 122V123H188ZM227 122V121H226ZM236 122V121H235ZM234 122V123H235ZM239 122V121H238ZM249 122H251V121H249ZM254 122H256V123H254ZM257 120L256 121H253V123L254 124H257ZM95 123V122H94ZM118 123H120V122H118ZM117 123V124H118ZM131 123V124H132ZM135 123V124H136ZM188 123V124H189ZM194 123V122H193ZM192 123V124H193ZM194 123V124H195ZM209 123V122H208ZM229 123V122H228ZM41 124V123H40ZM52 124H53V122H52ZM56 124V123H55ZM54 124V125H55ZM186 124V123H185ZM187 124V126L188 127H190L189 125ZM54 125H51L52 127L54 126ZM120 125H121V123H120ZM128 125H129V123H128ZM134 125V124H133ZM245 125H247L246 124V122H245ZM251 125V124H250ZM259 125H261V124H259ZM119 126V125H118ZM118 126H117V128H118ZM138 126V125H137ZM143 126V125H142ZM144 126H145V124H144ZM143 126V127H144ZM179 126V125H178ZM177 126V127H178ZM258 126V125H257ZM261 126H263V125H261ZM115 127V126H114ZM124 127H126L125 125H124ZM134 127V126H133ZM143 127H142V129H143ZM175 128V130H177L178 128ZM181 127V126H180ZM183 127H184V125H183ZM227 127V126H226ZM229 127H230V125H229ZM242 127V126H241ZM247 127V126H246ZM98 128V127H97ZM120 128V127H119ZM222 128V127H221ZM228 128V127H227ZM252 128V127H251ZM255 128H256V126H255ZM43 129H45L44 128V126H43ZM42 129V130H43ZM104 129V128H103ZM121 129L123 130L124 128H123V126H121ZM180 129V128H179ZM230 129V128H229ZM236 129V128H235ZM234 129V130H235ZM257 129V128H256ZM256 129L255 130H253V131H256ZM261 129V131H263L264 130V128L262 129V128H260ZM49 130V131H48ZM104 130H106V129H104ZM114 130H116V129H114ZM120 130V129H119ZM145 130V129H144ZM149 130V129H148ZM174 130V129H173ZM173 130H171L172 132H173ZM189 130V129H188ZM236 130H238V129H236ZM242 130V129H241ZM240 130V131H241ZM244 130H246V131H248L249 132V129L248 128H246V129H244ZM258 130V129H257ZM128 131V130H127ZM136 131H138V127H137V129H136ZM170 131V130H169ZM170 131V132H171ZM212 131H213V129H212ZM219 131V130H218ZM222 131V130H221ZM243 131V130H242ZM54 132V131H53ZM72 132V133H71ZM96 132V131H95ZM98 132V131H97ZM105 132H107V130L105 131ZM104 132V133H105ZM129 132V131H128ZM171 132V133H172ZM199 132V131H198ZM244 132V131H243ZM252 132V131H251ZM259 132V131H258ZM51 133H52V130H51ZM136 133V132H135ZM174 134H175V132H173ZM172 133V134H173ZM212 133V132H211ZM224 133V132H223ZM222 133V134H223ZM236 133H239L240 134V132L238 131H236ZM244 133H246V132H244ZM243 133V134H244ZM255 134L254 135H256L257 136V131L256 132H254ZM53 134V133H52ZM110 134H111V132H110ZM148 134V133H147ZM168 134V133H167ZM251 134V133H250ZM50 136H51V134H49ZM48 135V136H49ZM104 135V134H103ZM113 135V134H112ZM111 135V136H112ZM170 135V134H169ZM176 135H177V132H176ZM203 135V134H202ZM215 135V134H214ZM218 135V134H217ZM224 135V134H223ZM222 135V136H223ZM252 135V134H251ZM251 135H249L250 137H253V136H251ZM263 135V134H262ZM168 136V135H167ZM219 137L221 136V135H218ZM218 136H216V138L218 137ZM222 136H221V138H222ZM258 136H259V133H258ZM95 137V136H94ZM113 137H114V135H113ZM113 137H111V138H113ZM226 137V136H225ZM241 137H243V136H241ZM63 138H68L69 139V143L68 144H66L65 142L66 141H64V142H62V139ZM108 138V137H107ZM116 138H118L117 136H116ZM167 138V137H166ZM228 138V137H227ZM227 138H225L227 141H226V144H231V143H229L228 141V139ZM246 138L247 137H245V140H246ZM249 138V137H248ZM248 138H247V140H248ZM256 138V137H255ZM102 139V138H101ZM110 139V138H109ZM218 139H220V138H218ZM234 139V138H233ZM240 139V138H239ZM254 139V138H253ZM258 139H259V141L260 142H263L264 140L262 139V137L260 138V137H258ZM166 140V139H165ZM242 139H240V141H241ZM255 140V139H254ZM253 140V141H254ZM124 141V140H123ZM163 141V140H162ZM204 141V140H203ZM224 139H223V142H221V143H223V144H225L224 143ZM256 141V140H255ZM254 141V142H255ZM147 142V141H146ZM159 142V141H158ZM157 142V143H158ZM164 142V141H163ZM162 142V143H163ZM206 142V141H205ZM228 142V143H227ZM243 142H246V141H241V144H243ZM64 143H65V145H64ZM117 143V142H116ZM124 143H126V142H124ZM220 143V144H221ZM257 143V142H256ZM112 145H110L109 147H111V146H113V144L114 143H111ZM141 144H142V142H141ZM155 144V143H154ZM179 144V143H178ZM249 143H247V145H248ZM251 144H253V142L251 143ZM259 144V143H258ZM93 145V144H92ZM99 145V144H98ZM145 145V144H144ZM204 145V144H203ZM233 145V144H232ZM254 145V144H253ZM82 146H85V145H82ZM114 146H115V144H114ZM138 146V145H137ZM159 146V145H158ZM162 146V145H161ZM225 146V145H224ZM242 146V145H241ZM92 147V146H91ZM90 147V148H91ZM107 147V146H106ZM144 147V146H143ZM157 147V146H156ZM260 147H262L261 145H260ZM259 146L257 147L258 149L260 148ZM81 148H83V147H81ZM104 148H105V146H104ZM141 148L142 147H140V150H141ZM158 148V147H157ZM156 148V149H157ZM217 148V147H216ZM245 148H246V146H245ZM244 148V149H245ZM256 148V150H258ZM86 149V148H85ZM87 149H88V146H87ZM155 148H154V150H156ZM221 149H224V147L223 148H221ZM263 150H264V147L262 148ZM262 149H260V151H262ZM57 150H59L60 152V154H58V155H56V151ZM82 150V149H81ZM137 150V149H136ZM154 150H153V152H154ZM203 150V149H202ZM256 150L254 151L255 153H256ZM84 151V150H83ZM103 151H104V149H103ZM111 151H116L115 150V148L114 147H112V149H111ZM58 152V151H57ZM105 152V151H104ZM204 152V151H203ZM220 151H218L217 153H215V154H218ZM221 152H222V150H221ZM220 152V153H221ZM249 152V151H248ZM259 152V151H258ZM103 153V152H102ZM112 153V152H111ZM151 153H152V150H151ZM205 153V152H204ZM261 153H263V152H261ZM100 154V153H99ZM108 154V153H107ZM155 154V153H154ZM153 154V155H154ZM214 154V155H215ZM85 155V154H84ZM84 155H83V158H85L84 157ZM104 155V154H103ZM150 155V154H149ZM202 155V154H201ZM99 156H101V155H99ZM105 156H106V154H105ZM218 156H219V154H218ZM234 156V155H233ZM86 157H88V156H86ZM147 157V156H146ZM262 157V156H261ZM97 158H98V156H97ZM100 158V157H99ZM141 158V157H140ZM148 158V157H147ZM108 159V158H107ZM142 159V158H141ZM211 159V158H210ZM214 159V158H213ZM259 159V158H258ZM82 160V159H81ZM94 160V159H93ZM214 160H216V159H214ZM248 160V159H247ZM255 160V159H254ZM139 161H142V160H139ZM209 161V160H208ZM233 161V160H232ZM47 162V161H46ZM78 162H80V161H78ZM210 162V161H209ZM241 162V161H240ZM244 162V161H243ZM257 162V161H256ZM43 163H45V161L43 162ZM48 163V162H47ZM83 163V162H82ZM233 162H231L230 164H228L227 166H229L230 168L232 167L231 166V164H232ZM235 163V162H234ZM258 163V162H257ZM78 164V163H77ZM76 164V165H77ZM96 164V163H95ZM135 164H137V162L135 163ZM241 164V163H240ZM243 164V163H242ZM259 164V163H258ZM257 164V167L256 168H260L261 167V165H258ZM81 165V164H80ZM210 165H212V163L210 164ZM213 165H214V163H213ZM232 165H236V164H232ZM254 165H256V164H254ZM75 166V165H74ZM237 166H239V165H237ZM234 167V168H238V167ZM258 166H260V167H258ZM228 167V168H229ZM241 167V166H240ZM252 167V166H251ZM96 168V167H95ZM143 168V167H142ZM204 168V167H203ZM243 168V167H242ZM247 168V167H246ZM256 168H254L253 167V169H256ZM262 168V167H261ZM75 168H73V170H74ZM94 169V168H93ZM135 169V168H134ZM207 170V169H206ZM234 170H236V169H234ZM233 170V171H234ZM84 171H85V169L83 170V171H80V172H82V173H84ZM91 171H94V170H91ZM246 171V170H245ZM254 171V170H253ZM264 171V170H263ZM65 172V173H64ZM71 172H72V170H71ZM87 172V171H86ZM102 172V171H101ZM207 172V171H206ZM69 173V172H68ZM71 174V173H70ZM137 174V173H136ZM209 174V173H208ZM167 175V174H166ZM200 175V174H199ZM213 175V174H212ZM216 175V174H215ZM221 175V174H220ZM223 175V174H222ZM250 175V174H249ZM260 175V174H259ZM262 175H263V172H262ZM135 176V175H134ZM151 176V174H149L148 175V177H150ZM204 176V175H203ZM209 176H211V175H209ZM244 176V175H243ZM67 177H69V176H67ZM212 177H214V176H212ZM233 177V176H232ZM259 177V176H258ZM65 178H66V175H65ZM131 178V177H130ZM207 178V177H206ZM221 178V177H220ZM229 178H231V176H229ZM229 178H228V180H229ZM60 180H62V179H60ZM64 180V179H63ZM68 180H69V178H68ZM124 180V183H126L127 181L125 180V178H123L121 181H123ZM160 180V179H159ZM208 180V179H207ZM227 180V179H226ZM226 180H224V182L226 181ZM232 180H234V179H232ZM262 180V179H261ZM70 181V180H69ZM120 181V182H121ZM230 181V180H229ZM192 182H193V180H192ZM191 182V183H192ZM203 182H204V180H203ZM205 182H206V180H205ZM205 182H204V184H205ZM213 182V181H212ZM226 182H228V181H226ZM225 182V183H226ZM62 182H60V184H61ZM72 183V182H71ZM75 183V182H74ZM159 183V182H158ZM57 184V183H56ZM123 185V183H120V185ZM129 184V183H128ZM210 184H212L211 182H210ZM210 184H208V185H210ZM227 184V183H226ZM59 185V184H58ZM115 185V184H114ZM131 185V184H130ZM155 185V184H154ZM207 185V186H208ZM69 186V185H68ZM153 186V185H152ZM224 186H227V185H224ZM67 187V186H66ZM113 187V186H112ZM112 187H111V189H112ZM198 187V186H197ZM202 187V186H201ZM115 189L117 188V187H114ZM185 188V187H184ZM207 188V187H206ZM222 188V187H221ZM226 188V187H225ZM125 189V188H124ZM196 189V188H195ZM209 189V188H208ZM207 189V190H208ZM64 190H65V188H64ZM117 190V189H116ZM122 190H123V188H122ZM199 190H201V189H199ZM206 190V189H205ZM206 190V191H207ZM112 191H113V189H112ZM206 191L204 192V191H202V192H204V194L203 193H199V192H196L197 194V196L198 197H196V199L195 200H197L196 202V204H197V206L199 205L200 207H201V205H200V203L204 200V197H205V195H206V197H207V194H206ZM63 192H65V191H63ZM116 192V191H115ZM201 192V191H200ZM210 192V191H209ZM66 193V192H65ZM220 193H221V191H220ZM112 194V193H111ZM115 194V193H114ZM199 194V195H198ZM68 195V194H67ZM208 196H210V195H208ZM215 197V196H214ZM216 198H217V196L214 198V200H216ZM213 199V198H212ZM206 200V199H205ZM183 201H184V199H183ZM192 202H194V201H192ZM259 202V201H258ZM108 203V202H107ZM205 203V202H204ZM96 204V203H95ZM196 204L194 203V205H195V209H197L196 207ZM202 204H203V202H202ZM209 204H211V203H209L208 202V205H207V209L209 208L208 206H210ZM45 205H43V206H45ZM191 205V204H190ZM206 206V205H205ZM211 206H212V204H211ZM41 207V206H40ZM48 207V206H47ZM193 207V206H192ZM175 208V207H174ZM254 209V208H253ZM192 210V209H191ZM197 210H199V208L197 209ZM197 210H195L196 212H197ZM94 211V210H93ZM101 211H102V209H101ZM194 211V210H193ZM193 211H191V213L190 214H192L193 216H195L194 215V213L195 212H193ZM205 211V210H204ZM208 212H209V209H208ZM188 213V214H189ZM206 213H207V211H206ZM190 214H189V216H190ZM187 215V214H186ZM204 215V214H203ZM262 216V215H261ZM82 216H78V218H76V221L73 223V224H75V223H77V221L79 220V218H81ZM196 218V217H195ZM200 218V217H199ZM198 218V219H199ZM211 218V217H210ZM192 219V218H191ZM203 219V218H202ZM85 220V219H84ZM83 220V221H84ZM183 220V219H182ZM181 220V221H182ZM194 220V219H193ZM196 220H197V218H196ZM208 220V219H207ZM92 222L91 223H93L94 221L93 220H91ZM199 221H201V220H199ZM85 222H87V221H85ZM84 222V223H85ZM189 222H191V221H189ZM237 222V221H236ZM194 223V222H193ZM192 223V224H193ZM196 223V222H195ZM18 224H21V229H20V232H17L18 234H14V233H12L13 232V230H12V228L13 227H15L16 225H18ZM189 224V223H188ZM197 224H198V221H197ZM78 225V224H77ZM84 225V224H83ZM194 225H196V224H194ZM204 225H205V223H204ZM233 225H234V222H233ZM90 225H88V227H89ZM263 226V225H262ZM75 228H76V224H75V226H74ZM191 227H193V225L191 226ZM235 227V226H234ZM245 227V229L247 228L246 226H244ZM61 228V227H60ZM197 228V227H196ZM263 228V227H262ZM181 229V228H180ZM190 229V228H189ZM77 230V229H76ZM178 230V229H177ZM182 230V229H181ZM191 230V229H190ZM19 231V230H18ZM56 231H58V230H56ZM77 231H79V230H77ZM87 231V230H86ZM188 231V230H187ZM191 231H194L193 229L191 230ZM236 231V230H235ZM73 232V231H72ZM175 232V231H174ZM179 232V231H178ZM190 232V231H189ZM207 232V231H206ZM225 232H227V231H225ZM264 232V231H263ZM262 232V233H263ZM60 233V232H59ZM75 233V232H74ZM183 233V232H182ZM192 233V232H191ZM200 233V232H199ZM234 233V232H233ZM232 233V234H233ZM261 233V232H260ZM82 234H84V232L82 233ZM176 234V233H175ZM186 235H184V236H186V238L188 237L187 236V233H185ZM190 234V233H189ZM193 234V233H192ZM250 234V233H249ZM252 234H253V232H252ZM72 234H70L69 232H66V231H62L61 232V234H59L58 236H56V238L54 239V240H52L51 242H49V244H47L44 248H42L41 250H38L37 252H35V253H33V254H30L29 255V259H27L26 261H24V262H20V263H18V264H37L38 262H39V260H41L42 258H44V257H46L47 255H49L53 250H54V253L55 254H57V255H55V256H57L58 258H59V254H63V252H64V247H63V249L62 248H54V243L56 244V239H58L59 237H63L66 241H68V242H70V240H71V236ZM89 235H91V234H89ZM173 235V234H172ZM178 235V234H177ZM256 235H258V234H256ZM261 235V234H260ZM53 236V235H52ZM175 236V235H174ZM179 236V235H178ZM183 235H182V237H184ZM190 236H191V234H190ZM190 236L188 237V238H190ZM193 236V235H192ZM210 236V235H209ZM237 236V235H236ZM254 236H255V233H254ZM85 236H83V238H84ZM90 237V236H89ZM139 237H141V236H139ZM192 238V237H191ZM203 238H204V236H203ZM257 238V237H256ZM84 239H87V237H85ZM141 239V238H140ZM175 239V238H174ZM177 239H179L180 240V238H176L175 240H177ZM76 240H78V235H77V238H76ZM183 240V239H182ZM257 240H258V238H257ZM170 241V240H169ZM208 241V240H207ZM68 242H67V244H68ZM83 242H85V241H83ZM170 242H172V240L170 241ZM175 242V241H174ZM173 242V243H174ZM176 242H178V241H176ZM181 242V241H180ZM222 242V241H221ZM231 242V241H230ZM243 242V241H242ZM188 243V242H187ZM70 244V243H69ZM175 244V243H174ZM228 244V243H227ZM238 244V243H237ZM57 245V244H56ZM60 245V244H59ZM73 245V244H72ZM185 245V244H184ZM226 245V244H225ZM260 245V244H259ZM170 246V245H169ZM172 246V245H171ZM237 246V245H236ZM235 246V247H236ZM239 246V245H238ZM257 246V245H256ZM256 246L254 247V248H256ZM57 247H58V245H57ZM73 247V246H72ZM180 247V246H179ZM227 247H228V245H227ZM231 247H232V244H231ZM253 247V246H252ZM70 248V247H69ZM76 249L78 248V247H75ZM183 248H184V246H183ZM199 248V247H198ZM237 248V247H236ZM259 248V247H258ZM92 249V248H91ZM90 249V250H91ZM181 249V248H180ZM202 249V248H201ZM235 249V248H234ZM238 249V248H237ZM260 249V248H259ZM73 250V249H72ZM88 250V249H87ZM93 250V249H92ZM95 250V249H94ZM239 250V249H238ZM251 250V249H250ZM254 250V249H253ZM65 251H66V249H65ZM129 251V250H128ZM213 251H215V250H213ZM249 251V250H248ZM126 252L127 251H125V254H126ZM169 252V251H168ZM178 252V251H177ZM202 252V251H201ZM231 252V251H230ZM247 252V251H246ZM81 253V252H80ZM176 253V252H175ZM255 253V252H254ZM65 254V253H64ZM79 254V253H78ZM190 254V253H189ZM165 255V254H164ZM215 255V254H214ZM231 255L233 256L234 255V253L232 254L231 253ZM66 255H64V257H65ZM169 256V255H168ZM177 256V255H176ZM206 256V255H205ZM63 257V256H62ZM63 257V258H64ZM165 257V256H164ZM173 257V256H172ZM175 257V256H174ZM174 257L173 258H171V259H174ZM236 257V256H235ZM245 257V256H244ZM244 257H243V259H244ZM54 258H56V257H54ZM67 258V257H66ZM188 258H189V255H188ZM68 259H70V258H68ZM124 259V258H123ZM122 259V260H123ZM202 259V258H201ZM219 259H221V258H219ZM226 259V258H225ZM74 260V259H73ZM84 260V259H83ZM184 260H185V258H184ZM197 260V259H196ZM242 260V259H241ZM54 261V260H53ZM65 261V260H64ZM68 261V260H67ZM227 261V260H226ZM231 261V260H230ZM73 262V261H72ZM172 262V261H171ZM182 262H183V260H182ZM189 262V261H188ZM52 263V262H51ZM55 264V263H54ZM172 264V263H171ZM184 264H186L185 262H184ZM228 264V263H227ZM234 264V263H233Z\"/></svg>",
  "mask_w": 264,
  "mask_h": 264
}]
</instances>
